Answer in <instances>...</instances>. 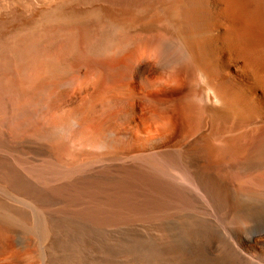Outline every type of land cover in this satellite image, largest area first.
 <instances>
[{
	"label": "bare ground",
	"instance_id": "6f19581e",
	"mask_svg": "<svg viewBox=\"0 0 264 264\" xmlns=\"http://www.w3.org/2000/svg\"><path fill=\"white\" fill-rule=\"evenodd\" d=\"M86 105L100 128L81 121ZM0 116L1 148L56 160L30 173L0 153V264H254L218 225L228 197L242 213L231 237L264 254V0H0ZM130 141L156 154L64 169ZM155 158L192 188L138 164ZM124 170L146 175L153 210L192 206L175 217L195 224L96 228L105 206H79Z\"/></svg>",
	"mask_w": 264,
	"mask_h": 264
},
{
	"label": "rangeland",
	"instance_id": "374dc122",
	"mask_svg": "<svg viewBox=\"0 0 264 264\" xmlns=\"http://www.w3.org/2000/svg\"><path fill=\"white\" fill-rule=\"evenodd\" d=\"M74 88H75V85H73L70 89H69V91H68V94H70V92L71 91H73L74 90ZM73 89V90H72ZM74 99H76V98H74ZM88 105H86L85 107H84V112L85 111H87L88 112V115H90V116H88L87 115V112H85V114H84V112H83V114H82V116H81V121L82 122H84L83 124H86V122H87V124H89V126L90 125H92L91 127L93 128V129H98V128H100L99 126L101 125L100 123H101V121H102V119L104 120V116L101 114V115H92V113L93 114H97V113H94L93 112V110H94V106H92V105H90V107L92 108H86ZM88 109V110H87ZM89 109H91V110H89ZM92 111V112H91ZM89 112H90V114H89ZM85 115L87 116V117H85ZM93 116V117H92ZM96 117V118H95ZM4 118V117H2V116H0V120H2V119ZM83 118H84V121H83ZM90 119H92V121L90 120ZM97 120H99V121H97ZM80 122V121H79ZM82 122H80V123H82ZM91 124H90V123ZM92 122L94 123V124H92ZM98 123V124H97ZM96 127V128H95ZM102 132V131H101ZM251 146L253 145V144H251V143H249ZM3 145H6L5 147H0V153H3V154H5V155H7L8 156V158L11 160V162L14 164V165H19L18 166V168H19V170L20 171H25L26 170V172H30V173H32V172H36L37 171V169H38V167L37 166H41L42 165V167H51V165L56 161L55 160V158H53L52 156H48L50 153V155H55L56 156V154H55V146H53L52 148H49V146H51V145H49L48 146V144L46 143V150H47V154H45V157H46V155L48 156V158L49 159H45V158H42V159H39L38 157L36 158L34 155H31L30 154V151H28L27 149H26V147H21V146H19V148H16V147H14L15 145L13 144V141L12 140H7L6 141V143L5 144H3ZM9 146H11V147H9ZM127 146V147H126ZM125 147H118V146H116L115 148H114V150H113V152L111 151V153L109 154V151H107L106 150V148L104 149V150H97V149H93V148H91V149H89V152L92 154V152H93V155H91V154H89V156L87 155V153H86V151H83V150H78V151H76V153H78L79 154V157H78V159L76 158V160L75 161H77L76 163H74V158H72V159H70V162H66V163H69V164H65L64 163V165L66 166V168H64V169H66V170H68L70 167V169L68 170V172H82V171H85V170H87V169H90V168H92V167H94V166H96V165H99L100 164V166H102L103 167V165L105 166V165H107V164H109V162H110V164H112V165H114V166H121L122 164H123V162L122 161H127V159H128V161H132V159L134 160V159H138V158H141V157H145V156H150V155H153V154H156V153H154V152H149V151H147V150H142V151H139V152H137L138 151V148H135L136 146L134 145V143L133 142H129L127 145H126ZM130 146V147H129ZM133 146V147H132ZM54 148V149H53ZM17 149V150H16ZM24 149H26V150H24ZM48 149L49 150H51V151H48ZM52 149H53V151H52ZM124 149H125V151H124ZM126 150H128V151H126ZM105 151H107V152H105ZM116 151V153H114ZM155 151V150H154ZM18 152H21L20 154L18 153ZM49 152V153H48ZM53 152V153H52ZM104 152V153H103ZM147 152H149V153H147ZM81 153H83V155H85V156H83ZM119 153V154H118ZM128 153V154H127ZM145 153V154H144ZM23 154H24V156H23ZM101 154V155H100ZM112 155L111 157H109V155ZM115 154V155H114ZM126 154V155H125ZM134 154V155H133ZM136 154H137V156H136ZM142 154V155H141ZM15 155H18V156H15ZM20 155V156H19ZM96 155V156H95ZM114 155V156H113ZM119 155V156H118ZM144 155V156H143ZM54 156V157H55ZM91 156V157H90ZM93 156V157H92ZM95 156V157H94ZM117 158H116V157ZM123 156V157H122ZM130 156V157H129ZM136 156V157H135ZM18 157V158H17ZM52 157V158H51ZM114 157V158H113ZM94 158V159H93ZM127 158V159H126ZM17 159V160H16ZM21 159V160H20ZM123 159V160H122ZM130 159V160H129ZM248 159V158H247ZM42 160V161H41ZM52 160H54V161H52ZM72 160H73V162H72ZM91 160V161H90ZM144 160H147L148 161V159H144ZM143 160V161H144ZM150 160V159H149ZM246 160V159H245ZM245 160H244V162H245ZM50 161H52L51 162V165H48V164H50ZM89 161V162H88ZM107 162V164H106V162ZM121 161V162H120ZM147 161H145V162H140V163H138L139 165H142L143 164V166L141 167L142 169H144L148 174H149V176L151 175L152 177H155V178H159V180L162 182V183H165L164 185H173V186H178V188H180V186H182L183 188H185L184 186H187L186 187V189H191L192 188V185H191V183L188 181V180H186V178H184L182 175H179V174H181L179 171H180V169H178V168H171V167H169L170 165L168 164V163H165V161H163V160H159V159H151V161H149V162H147ZM156 161V162H155ZM250 161V158H249V160H246V162L248 163ZM19 162V163H18ZM22 162V163H21ZM25 162V163H24ZM37 162H39V163H37ZM103 162H105V163H103ZM15 163H17V164H15ZM42 163V164H41ZM122 163V164H121ZM150 163V164H149ZM156 163V164H155ZM36 164H39V165H36ZM45 164H47V165H45ZM55 164V163H54ZM92 164H93V166H92ZM147 164V165H146ZM26 165V166H25ZM79 165V166H78ZM35 166H36V168H35ZM88 166L90 167V168H88ZM161 166V167H160ZM68 167V168H67ZM107 167V166H106ZM85 169V170H84ZM176 169V170H175ZM73 170V171H72ZM179 170V171H178ZM122 173V174H121ZM169 173V174H168ZM117 174V175H116ZM128 174V175H127ZM143 174V173H142ZM168 174V175H167ZM115 175H116V178L111 182H108V184H109V186H108V188H107V190H106V188L104 187V188H102L103 190H104V192H105V194H107V198H105V200L103 199V201H101L100 199H96L95 198V193L94 194H92V195H94V196H92V195H90V197H91V200H90V198L88 199H85L87 202H81V205L79 206V207H82L80 210L81 211H83V210H85V209H87L86 208V206L87 205H90V207H93V208H98V206H102V207H104L105 209L107 208L108 209V212H105V211H107V209L105 210H103V212L101 213V215H98V214H95V216H93V221L94 222H92L91 224H95V227L96 228H99V229H105V230H107L108 231V229H109V231H115V230H118V229H120V230H122V229H125L124 227H127L125 230H128V228H130V227H137V226H139L140 228H142V230H146L145 232H156V233H160L161 235H166L167 234V231L166 230H168V228L167 229H163L162 230V227H164V226H167V225H171V224H173V222H171V221H166L167 219H169V218H171V217H175V216H180V213H182V211H183V213L184 212H187V210H189V211H194V210H191V209H189V208H191L192 206H180V207H165V208H160L159 210H153L152 208H151V206H150V200H151V198L149 197L150 195H148V191H147V187L145 186V185H147L148 184V182H149V180H147L146 179V175H141L140 174V172H130V170H124L123 172H116L115 173ZM118 175H120V177L118 176ZM158 176V177H157ZM181 176V177H180ZM122 178V179H121ZM143 178H145V179H143ZM168 179V180H167ZM145 180H147V182L145 181ZM115 181H116V183H115ZM122 181V182H121ZM167 181H168V183H167ZM174 181V182H173ZM178 181V182H177ZM185 181V182H184ZM113 182H114V184H113ZM171 182V183H170ZM189 182V183H188ZM242 182H244V181H242ZM119 185H118V184ZM120 183H121V185H120ZM107 184V185H108ZM144 184V185H143ZM190 184V185H189ZM127 185V186H126ZM112 186H114V187H112ZM116 186V187H115ZM119 187V188H118ZM143 189H142V188ZM181 187V188H182ZM191 187V188H190ZM120 188H122V190H120ZM137 188V189H136ZM140 188V189H139ZM236 188H238L237 187V185H236ZM102 189H100V190H102ZM110 189H112V190H110ZM110 190V191H109ZM114 190V191H113ZM140 190H142V191H140ZM192 190H194V189H192ZM239 190V189H238ZM95 191V190H94ZM144 191V192H143ZM146 191V192H145ZM114 192V193H113ZM126 192V193H125ZM135 192V193H134ZM141 192V193H140ZM148 192V193H147ZM113 193V194H112ZM133 195H132V194ZM120 194V195H119ZM145 194V195H144ZM150 194V193H149ZM118 195V196H117ZM128 195V196H127ZM115 196V197H114ZM125 196V197H124ZM128 197V199H127V197ZM141 197V198H140ZM94 198V199H93ZM113 198H114V200H113ZM132 198V199H131ZM145 199V201H144V199ZM107 199V200H106ZM111 201H110V200ZM117 199H119V200H117ZM125 199V200H124ZM127 199V200H126ZM140 199V200H139ZM94 200V201H93ZM96 200V201H95ZM235 200L236 201H238L237 200V198L236 199H234V198H227V200H225V203L223 204V210H224V212L222 211V209H221V211L219 212V215L220 214H222V215H218V217L220 218H218L219 219V221H218V225L219 224H222L221 226H220V228L223 230L222 232H223V235H225V236H227V238H229V240H230V242H232L234 245H237V247L239 248V249H241V250H243V252L245 253V255L247 256V255H249V256H247V258L251 261V258H252V261H253V263L254 264H259V263H264V262H261V261H264V259H263V253H262V255L259 253V252H257V251H248V249H246L241 243H238V242H236V240L233 238V237H231V235H230V233L228 232V228H229V226L231 227L232 226V224H234L233 222H231V221H233V219H238L239 217H240V214H242V213H240L239 211H240V207L239 206H237L236 207V205H239V204H237L236 202H235ZM98 201V202H97ZM132 201V202H131ZM137 201V202H136ZM142 201H144V202H146V203H141ZM234 201V202H233ZM107 204H106V203ZM123 202V203H122ZM134 202V203H133ZM92 203V204H91ZM94 203V204H93ZM97 203V204H96ZM104 203V204H103ZM108 203H110V206H109V204ZM117 205H116V204ZM120 203V204H119ZM79 204V203H78ZM101 204V205H100ZM114 204V205H113ZM130 204V205H129ZM137 204V205H136ZM140 204H142V206H140ZM234 204V205H233ZM236 204V205H235ZM106 205H108L107 207H106ZM139 205V207H137ZM126 206V207H125ZM136 206V207H135ZM233 206H235V208H237V209H235ZM83 207H85V209H83ZM112 207V208H111ZM143 207V208H142ZM146 207H148L147 209H146ZM229 207L230 208H232V209H229ZM58 208V207H57ZM56 207L55 208H53V210H56L57 209ZM111 208V209H110ZM117 208V209H116ZM133 208V209H132ZM144 208H145V210H144ZM234 208V209H233ZM112 210L111 212H109L110 210ZM114 209V210H113ZM119 209V210H118ZM123 210V209H125V210H123V211H120V210ZM139 209V210H138ZM142 209V210H141ZM178 209V210H177ZM182 209V210H181ZM228 209V210H227ZM160 210H161V212H160ZM171 210H173V211H171ZM234 210H236V211H234ZM115 211V212H114ZM119 211V212H118ZM135 211V212H134ZM143 211V212H142ZM170 211V212H169ZM227 211V212H226ZM119 213V215H121V216H119L117 213ZM142 212V213H141ZM165 212V213H164ZM167 212H169V213H167ZM233 212H236L235 214L233 213ZM111 213V214H110ZM121 213V214H120ZM149 213V214H148ZM164 215H163V214ZM226 213V214H225ZM131 214V215H130ZM135 214V215H134ZM153 214V215H152ZM156 214V215H155ZM227 214H228V216H227ZM107 215V216H106ZM110 215V216H109ZM115 215V216H114ZM127 215V216H126ZM145 215V216H144ZM160 215V216H159ZM162 215V216H161ZM224 215V216H223ZM234 215V216H233ZM104 216V217H103ZM125 216V217H124ZM132 216V217H131ZM135 218H134V217ZM154 216V217H153ZM157 216V217H156ZM234 218H233V217ZM96 217H97V219H96ZM108 217V218H107ZM115 217V218H114ZM117 217H119L118 219H117ZM159 217V218H158ZM238 217V218H237ZM123 218V219H122ZM127 218V219H126ZM152 218V219H151ZM156 218V219H155ZM158 218V219H157ZM221 218L224 220H221ZM224 218H226V219H224ZM229 218V219H228ZM232 218V219H231ZM107 219V220H106ZM117 219V220H116ZM125 219H126V221H125ZM131 219V220H130ZM165 220V222L166 223H161L160 225L161 226H154V222L156 221V222H158L159 220ZM174 220H176V221H179L180 223L181 222H186L187 220H189V223H192V224H195V222H194V220L193 219H190V218H186V217H180V218H173ZM231 219V220H230ZM103 220V221H102ZM104 220H106V221H104ZM112 220V221H111ZM116 220V221H115ZM123 220V221H122ZM130 220V221H129ZM135 220V221H134ZM139 220V221H138ZM132 221H134V222H132ZM137 221V222H136ZM221 221H223V222H221ZM235 221V220H234ZM97 222V223H96ZM105 222H107V223H105ZM116 223V225H115V223ZM136 222V223H135ZM183 222V223H184ZM112 223H114V224H112ZM144 223V225L142 226V224ZM168 223V224H167ZM106 224V225H105ZM110 224V225H109ZM123 224V225H122ZM124 224H125V226H124ZM136 224V225H135ZM140 224V225H139ZM164 224H166V225H164ZM109 227H108V226ZM49 225H47V227H48ZM97 226H99V227H97ZM113 226V227H112ZM124 226V227H123ZM144 226L145 227H147V228H144ZM224 226H225V228H224ZM228 226V227H227ZM50 227V226H49ZM108 227V228H107ZM117 227V228H116ZM150 227L152 228V229H150ZM159 227V228H158ZM160 227H161V229H160ZM113 228V229H112ZM149 228V229H148ZM154 228V229H153ZM156 228V229H155ZM224 228V229H223ZM111 229V230H110ZM158 229V230H157ZM48 230L51 232L52 231V229H51V227H50V229L48 228ZM149 230V231H148ZM154 230H156V231H154ZM160 230H162V231H160ZM166 232V234H164V233ZM224 232H227L226 234H228V235H226ZM51 234V233H50ZM52 234H53V232H52ZM51 234V235H52ZM126 235V234H125ZM232 239H231V238ZM261 242H263L264 243V238L262 237V239H261ZM237 243V244H236ZM239 245V246H238ZM247 252V253H246ZM257 252V253H256ZM127 254L128 253H126V254H124L125 256V258L127 259V258H131V254H128V256H127ZM258 254V255H257ZM263 256V257H262ZM253 257H254V259H253ZM258 261H260V262H258ZM257 262V263H256Z\"/></svg>",
	"mask_w": 264,
	"mask_h": 264
}]
</instances>
